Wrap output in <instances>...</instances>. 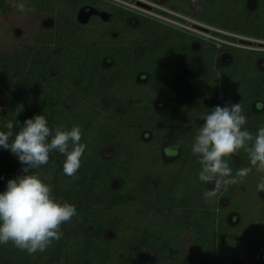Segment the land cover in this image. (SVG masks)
<instances>
[{
    "label": "trees",
    "instance_id": "1",
    "mask_svg": "<svg viewBox=\"0 0 264 264\" xmlns=\"http://www.w3.org/2000/svg\"><path fill=\"white\" fill-rule=\"evenodd\" d=\"M193 1L202 6L197 15L200 19L264 38V0H256L252 11L248 0H168L166 4L188 13ZM87 2L112 12V22L80 25L76 13ZM31 5L55 16L57 44L42 46L38 56V48L31 45L12 53L0 50V131H7L11 120L15 135L26 119L43 115L52 129L63 126L71 130L79 125L80 142L86 150L75 178L64 174L65 156L58 152L50 153L48 164L35 170L38 176L50 174V180L44 182L52 186L54 196L77 208L71 223L61 226L63 237L35 255L12 243L0 245V264H264V207L252 242L245 246L242 233L238 237L228 226L229 208L218 205L219 196L203 199L207 184L198 178L201 166L191 151L196 132L185 124L184 111L195 107L196 101V108L205 116L217 105L239 102L247 116L245 127L255 135L264 126V71L257 66L264 55L229 50L231 64L206 79L205 71L213 70L223 50L156 19L110 0H31ZM7 9L6 0H0V13ZM130 18L137 21L130 24ZM194 41L201 45L195 51L191 48ZM178 65L191 69L192 82L186 86L185 96L165 95L166 108L161 112H154L152 103L119 110L124 103L116 91L122 83L133 82L142 71L150 82L174 79ZM193 84L201 90L191 96ZM210 92L212 100L205 103L202 95ZM254 102L260 112L253 110ZM19 105L23 111L16 115ZM149 124L156 128L154 152L162 146L165 153L177 155L164 168L154 158L143 159V145L127 138L129 126ZM159 126H169L172 131ZM107 145L115 153L109 160L100 153ZM225 159L233 175L239 168L251 166L243 150ZM126 166L128 173L123 170ZM22 168L10 150L0 147V193L8 180L24 174ZM118 177L124 184L115 189L113 181ZM154 177L161 180L158 186ZM149 207L170 209L171 215H158L163 224L142 225L140 219ZM133 216L136 219L128 221ZM108 229L115 237L105 236ZM184 231L194 235L190 255L183 246Z\"/></svg>",
    "mask_w": 264,
    "mask_h": 264
},
{
    "label": "clouds",
    "instance_id": "2",
    "mask_svg": "<svg viewBox=\"0 0 264 264\" xmlns=\"http://www.w3.org/2000/svg\"><path fill=\"white\" fill-rule=\"evenodd\" d=\"M19 10L24 11V6L20 5ZM21 111L23 106H17L16 115ZM202 120L191 151L201 166L199 180L213 185L203 192V199L208 201L222 189L241 182L253 168L264 172V126L255 135L247 130V116L239 102L217 105ZM13 127L10 120L7 131H0V147L18 158L24 174L8 180L6 190L0 193V245L12 243L18 250L35 255L59 241L63 237L61 226L71 223L78 215L76 206L57 199L52 186L36 175L35 170L48 164L50 153L58 152L65 156L64 174L75 178L86 145L80 142L79 125L71 130L63 126L52 129L43 115L26 119L15 135ZM241 150L247 153L251 166L241 167L233 175L225 158L237 156ZM257 191L264 192V176L257 184Z\"/></svg>",
    "mask_w": 264,
    "mask_h": 264
},
{
    "label": "rangeland",
    "instance_id": "3",
    "mask_svg": "<svg viewBox=\"0 0 264 264\" xmlns=\"http://www.w3.org/2000/svg\"><path fill=\"white\" fill-rule=\"evenodd\" d=\"M6 2L8 9L0 13V50L3 53H12L20 47L31 45L38 48L35 53L38 56L41 53L40 49L42 46L50 44H52L54 47L56 46L57 43L55 41V35L57 25L48 26V22L53 21L54 23L55 16H52L46 12L43 13L37 11V9L31 5V0H6ZM130 2H134V0ZM20 5L24 6V11L19 10ZM201 10L202 8H199L197 5L195 6V11L191 12L197 16ZM52 38L53 40H51ZM227 58H224V61ZM185 76L186 72L184 73L183 71V73L179 75L178 81H181ZM139 81L122 83L120 85V90L116 91L120 100L124 103L122 107L119 108L121 112L125 111V106L127 105H136L141 103H152L153 111L161 112L166 108L164 102L165 95L172 94L177 98L185 96L186 93H184V91L186 90V86L190 85L177 82H165L163 80H158L156 82H145V80ZM190 89L191 91H189V95L192 96L201 90V86L199 87L197 84H193L190 86ZM202 99L205 102L206 97L204 94L202 95ZM193 105L195 107L188 106L184 108L185 114L188 117L187 122L185 121V124H189L190 126L192 125L197 135L200 126L204 123L202 120L204 115L199 111L198 108H196V101H194ZM164 120L169 123L168 119ZM154 127L155 126L152 124L129 126L128 132L130 135L127 136V138H129V140H133L139 147V143L143 145V159L146 161L154 158L156 162L160 161L161 166L170 165L176 160V157L167 155V153L164 151V147L162 146L159 147V150L156 151V153L153 150L155 142L157 141V134L155 136L153 133L154 129H156ZM159 127L160 129L161 127H164L162 129L166 128L169 132L172 131V128L169 126ZM179 127L181 126L179 125ZM188 129L193 130L191 127ZM171 147L174 148L176 146ZM100 153L107 160L112 159L115 154L114 150L109 145L103 147ZM237 163L239 164V160ZM123 170L128 173V166L124 167ZM261 176H264V172H258L255 168H253L252 172L241 182L229 185L226 189H222L217 194L219 196L218 205L224 207V209L229 208V213L226 219L228 226L234 228V233L238 234V237L242 233L245 246L248 242H252L251 237L253 235V229L256 230L261 223L259 221L261 219L260 217L264 207V192L257 191V184ZM40 178L47 182L50 180L51 175L42 173ZM154 179L156 180V184L158 186V184L161 183V180L158 178L156 179V177H154ZM133 181L131 179L130 183ZM123 184V180L118 177L113 181V188L118 189L122 187ZM207 188L212 189L213 185L208 184ZM158 215H161V217H168L171 215V210H165L163 208L160 209L157 207L145 208L140 222L142 225L147 223H153L157 225L163 224V221L158 217ZM243 217L248 219H246L247 222H242ZM135 219L136 216H133L128 218V221L132 222ZM129 224L130 223L128 222V225ZM105 236L113 238L115 237V233L113 230L108 229L105 232ZM256 236L258 237L259 234L257 233ZM181 238L183 246L188 251L186 254L190 255L194 235L190 231H184L181 234Z\"/></svg>",
    "mask_w": 264,
    "mask_h": 264
},
{
    "label": "flooded vegetation",
    "instance_id": "4",
    "mask_svg": "<svg viewBox=\"0 0 264 264\" xmlns=\"http://www.w3.org/2000/svg\"><path fill=\"white\" fill-rule=\"evenodd\" d=\"M110 1H112L116 5H120V6L124 7V8L132 11L135 14L156 19V20H158V21H160V22H162V23H164L166 25H169V26H171L173 28L181 30L184 33L190 34V35L194 36L195 38H197L199 40L205 41V42H207V43H209L211 45L216 46L219 49H222L223 51H221L217 55L213 70H206L205 71L204 77L206 79H208V78L210 79V77L214 73H219L220 72V68H224L225 66L231 64L232 59H231V55L228 52L229 50H239V51H243V52H246V53L254 52V53H257V54H263L264 55V43H261L259 41V40H264V38H260V37H257V36H252V35L244 34V33H241V32H237V31L228 29V28H226L224 26L215 25V24H212V23H209L207 21H204V20L200 19L199 17H197L196 15L192 14V12H191V11H195V6H197V5L199 6V8H202V6L197 4V2H195V1L190 2L191 5L189 7V12L188 13H184V12L178 11L175 8L168 6L166 4L168 0H162V1H160V0H145V1L150 2V4L144 2V0H134V2H130L132 0H110ZM247 5H248V9L250 11L255 10V8L257 6V1L256 0H248L247 1ZM82 6H94V7H96L97 9H99L101 11H106L109 14L108 15V20H104L99 15H93L90 18V21L87 24H81L77 20V22L80 25H82V26H88V25H91L93 23H111L112 20H113V16H112L113 13L110 12V11H107L106 9L103 8V6H101V5L97 4V3H91V2L84 3V4L79 6L78 10ZM135 6H141V7L145 8V9H147L148 11L157 13V15H160V16L164 17L165 19L159 18V17H155V16H153L151 14H148V13L141 12L137 8H135ZM191 9H193V10H191ZM78 10H77V12H78ZM76 19H77V13H76ZM136 21L137 20L135 18H130L128 20V23L132 24L133 22H136ZM194 21H199V22L208 24V25L213 26V27H215V28H217V29H219L221 31H224V32L227 31V32H230V33H233V34H237V35H240V36L251 37V38L256 40V42L255 41L253 42V45H255L256 48H262V50H258L256 48L255 49H248V48H245L246 46L245 47H233V46H228L226 44H216V43H214L212 41H208L206 39H203V38L197 36L196 33L194 32V30H191L190 28H187V26L188 27H193L195 25ZM46 24H47V22H46ZM52 25H57L56 19H54V23H53V21L48 22V26H52ZM233 40H235V39L233 38ZM240 41L244 45H251V44L248 43L249 41H247V40L239 39V42ZM200 46L201 45L198 42L194 41L192 43V45H191V48H192L193 51H195L197 49H200ZM224 58H227V59L224 61ZM257 66H258V68L260 70L264 71V57L260 58V60L257 62ZM183 71H184V73L186 72V76L183 77V79L181 81H178V77H179L180 74L183 73ZM139 80L140 81L141 80H145V82H150V77L148 76V74L146 72L142 71V72H139L137 74V76L135 77L134 81H139ZM158 80H163L165 82L168 81V82H172V83H176L177 82V83H184V84L186 83V84H188V83L192 82L191 81V69L187 65H178L175 68V70H174V79L160 78ZM158 80H155L154 82H156ZM204 96L206 97L205 102H207V103L210 102L212 100V97H213L211 92H210L209 96H207L205 94H204ZM263 108H264V106H263ZM263 108H261V111H263ZM259 109L260 108L258 107V103L254 102L253 103V110H255L256 112H260ZM164 151H165V149H164ZM168 153H167V155L174 156V157L177 158V155H174L172 153L168 154Z\"/></svg>",
    "mask_w": 264,
    "mask_h": 264
},
{
    "label": "built area",
    "instance_id": "5",
    "mask_svg": "<svg viewBox=\"0 0 264 264\" xmlns=\"http://www.w3.org/2000/svg\"><path fill=\"white\" fill-rule=\"evenodd\" d=\"M144 2L150 4V2L145 1ZM131 6V5H130ZM135 8H137L139 11L144 12V13H148L151 14L155 17H159V18H163L164 17L157 15V13L148 11L147 9L141 7V6H135ZM167 20V19H166ZM195 25L193 27H188L191 30H194V32L196 33L197 36L206 39L208 41H212L216 44H226L228 46H233V47H245L248 49H255V45H253V42L256 40L251 38V37H245V36H240L237 34H233L227 31H221L213 26H210L208 24L199 22V21H194ZM186 27V26H185ZM233 38L235 40H233ZM239 39H244L249 41L248 43L251 45H244L241 41L239 42ZM261 43H264V40H259ZM258 50H262V48H256Z\"/></svg>",
    "mask_w": 264,
    "mask_h": 264
},
{
    "label": "water",
    "instance_id": "6",
    "mask_svg": "<svg viewBox=\"0 0 264 264\" xmlns=\"http://www.w3.org/2000/svg\"><path fill=\"white\" fill-rule=\"evenodd\" d=\"M93 15H99L104 20H108V13L101 11L94 6H82L77 12V20L81 24H87Z\"/></svg>",
    "mask_w": 264,
    "mask_h": 264
}]
</instances>
